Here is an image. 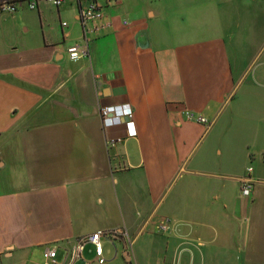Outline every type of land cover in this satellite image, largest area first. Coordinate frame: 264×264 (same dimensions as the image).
Wrapping results in <instances>:
<instances>
[{"label":"crops","instance_id":"obj_1","mask_svg":"<svg viewBox=\"0 0 264 264\" xmlns=\"http://www.w3.org/2000/svg\"><path fill=\"white\" fill-rule=\"evenodd\" d=\"M97 1L107 26L78 61V0L0 15V264L112 229L133 246L105 241V264H264V0ZM122 104L136 138L103 128ZM95 261L90 244L78 264Z\"/></svg>","mask_w":264,"mask_h":264},{"label":"built area","instance_id":"obj_2","mask_svg":"<svg viewBox=\"0 0 264 264\" xmlns=\"http://www.w3.org/2000/svg\"><path fill=\"white\" fill-rule=\"evenodd\" d=\"M107 5L117 3L119 0H105ZM66 0H0V15L1 14H15L18 6L27 3L30 10H37L41 3H48L54 6L56 9H60ZM79 5V20L84 33V44L74 45L68 49L69 57L72 61H78L90 56L89 41L90 37L96 36L107 24H104L106 20L104 6L97 0H78ZM103 23V24H102ZM64 27H67V23H63ZM91 35V36H90ZM184 116L189 121H196L201 125L208 128L212 125L209 120L203 116H197L193 112L186 111ZM100 117L102 125L105 131H108L114 127H123L127 132L126 138H136L138 132L135 125L134 111L129 104H122L116 106H104L100 110ZM126 138L120 137H107L106 144L108 149L115 148L121 145ZM252 171V169H249ZM253 183L251 181H245L242 186L243 195L250 197L252 194ZM178 229L177 223L171 217L162 218L155 226L156 232L159 234H168L169 232ZM119 238L125 239L129 249H132L133 242L130 234L127 230H99L91 235L82 236L78 238L73 246L66 250V254L62 261L57 262L55 257L57 255V249H47L45 252L46 264H78L83 260V254L88 245L95 247V259L97 264H105L106 259L104 257V242H114Z\"/></svg>","mask_w":264,"mask_h":264},{"label":"rangeland","instance_id":"obj_3","mask_svg":"<svg viewBox=\"0 0 264 264\" xmlns=\"http://www.w3.org/2000/svg\"><path fill=\"white\" fill-rule=\"evenodd\" d=\"M197 116H199V114H197ZM190 122H194V123H198V122H196V121H190ZM209 122L210 123H212V121H210L209 120ZM199 124V123H198ZM213 124V123H212ZM205 128V127H204ZM207 128V127H206ZM212 138V136L211 137H209L208 139H211ZM250 167H253L255 170H256V172H258V171H261V170H264V165H262V164H259L258 162H253L252 164H250ZM165 198H166V194L164 195V198H163V200H165ZM103 246H105V244H103Z\"/></svg>","mask_w":264,"mask_h":264}]
</instances>
